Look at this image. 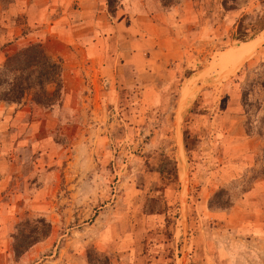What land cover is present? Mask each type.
Returning <instances> with one entry per match:
<instances>
[{
    "label": "rangeland",
    "instance_id": "rangeland-1",
    "mask_svg": "<svg viewBox=\"0 0 264 264\" xmlns=\"http://www.w3.org/2000/svg\"><path fill=\"white\" fill-rule=\"evenodd\" d=\"M107 1L121 14L124 0ZM71 5L0 0V70L36 42L62 66L53 105L30 91L0 102L2 169L13 170L0 191V264H235L230 248L246 257L237 264H264V28L236 32L244 15L264 20V0H150V18H134L156 63L123 92L117 74L94 77L79 48L62 57L40 31ZM166 48L183 57L165 58ZM166 179L176 189L163 196ZM40 218L49 235L16 257L17 225L40 233Z\"/></svg>",
    "mask_w": 264,
    "mask_h": 264
},
{
    "label": "crops",
    "instance_id": "crops-1",
    "mask_svg": "<svg viewBox=\"0 0 264 264\" xmlns=\"http://www.w3.org/2000/svg\"><path fill=\"white\" fill-rule=\"evenodd\" d=\"M147 1L124 0V8L120 10L121 14L119 12L112 16L106 6V0H65L66 3L69 2L72 5L67 6V10L65 9L61 15L55 17L52 23L41 27L40 31L43 35H46V39L55 38L61 44L60 48L62 50L58 52V55L62 57L63 55L65 57V54L73 55V48H79L84 55V66L92 69L91 72L94 77H97L98 73L101 74V72L108 76L117 74L120 80V92H123L127 89L126 81L129 79L136 80L144 70L150 73L154 61L156 63L153 55L158 49L143 39L147 37L140 31L146 27V24L140 26L134 18L140 16V14L150 18L151 11L148 5L150 0ZM134 29H137L138 33H135ZM106 40H111L112 48H110V52L107 49L109 46L104 47ZM164 50L162 52L165 58L180 59L181 56L183 57V52L181 54L174 52L175 55H173L171 54L172 50H169V48ZM107 56H110V58ZM128 66H131L132 70L135 71L134 76L128 74ZM12 105L9 104L8 106L14 107ZM4 165L5 158H0V170H2L0 172V191L7 187V179L8 181L13 179V170L3 173L2 168ZM261 181L263 189L264 180ZM3 243H5L4 247ZM7 244L8 240L1 236L0 252L8 250ZM39 245L40 243L32 245L22 254V258L29 259L37 254ZM226 251L232 254L233 261H237L235 264L239 263L240 259L246 258L241 254H235L231 248L226 249Z\"/></svg>",
    "mask_w": 264,
    "mask_h": 264
},
{
    "label": "trees",
    "instance_id": "trees-1",
    "mask_svg": "<svg viewBox=\"0 0 264 264\" xmlns=\"http://www.w3.org/2000/svg\"><path fill=\"white\" fill-rule=\"evenodd\" d=\"M170 0H161L162 7L167 5ZM107 8L110 11V1H107ZM248 17L244 15L239 20L236 32L241 35V39L246 34H254L264 28V20H254L246 24L242 23V20ZM49 84L54 85V89L51 92H47L46 86ZM62 88V66L59 61L51 58L44 49L41 43H31L27 46L19 48L12 54L5 56V60L0 70V101L7 103H19L24 95L30 91L31 100L40 106L49 107L55 103V100L60 96V90ZM243 105L246 107L244 114L247 116L245 122V133L249 134V117L248 113L252 102L248 100V92L242 95ZM187 138L185 137L184 146L188 150ZM169 161V160H168ZM171 163V162H170ZM173 173L176 174V165L173 161L172 166ZM172 170L170 173H172ZM161 178H166V170L162 167L158 170ZM166 174V175H165ZM165 175V176H164ZM176 178V176H174ZM166 182V183H165ZM160 191L166 195V191L174 189L168 179L165 180ZM177 187V186H176ZM176 189V188H175ZM169 200L164 204L169 206ZM38 222L45 225V229L40 233L36 231V227H32L29 231H26L24 227L21 229L17 225L16 233L13 235L12 249L16 257L21 256L32 245L39 242L41 239L47 237L50 233V224L45 219H37ZM46 221V222H45ZM26 226L28 222L24 221Z\"/></svg>",
    "mask_w": 264,
    "mask_h": 264
},
{
    "label": "bare ground",
    "instance_id": "bare-ground-1",
    "mask_svg": "<svg viewBox=\"0 0 264 264\" xmlns=\"http://www.w3.org/2000/svg\"><path fill=\"white\" fill-rule=\"evenodd\" d=\"M252 46V45H251ZM247 48V47H246ZM249 49V48H248ZM250 53V52H249ZM240 56V55H239ZM246 56V55H245Z\"/></svg>",
    "mask_w": 264,
    "mask_h": 264
}]
</instances>
